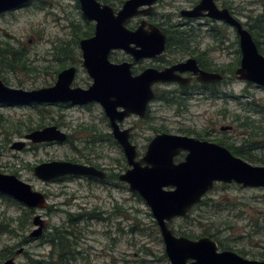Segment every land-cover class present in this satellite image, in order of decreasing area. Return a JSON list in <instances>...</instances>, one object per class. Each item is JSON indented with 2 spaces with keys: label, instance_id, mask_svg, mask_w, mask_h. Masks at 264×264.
Instances as JSON below:
<instances>
[{
  "label": "rangeland",
  "instance_id": "374dc122",
  "mask_svg": "<svg viewBox=\"0 0 264 264\" xmlns=\"http://www.w3.org/2000/svg\"><path fill=\"white\" fill-rule=\"evenodd\" d=\"M99 1L109 3L118 11L125 0ZM224 1L235 3L240 20L253 31L259 51L264 54V33L252 27L260 20L264 28V0H221ZM191 4L192 0H159L148 19L162 26L180 25V30H191L188 24L184 25L188 21L180 13ZM140 19L137 16L127 25L134 28ZM90 24L95 25L81 12L78 0H32L0 14L1 51L5 47L18 49L21 54L16 60L24 61V67L29 69L21 71L20 66L10 69L0 64V79L10 87L23 89L49 86L56 80L54 70L72 64L76 74L71 86L87 88L93 79L81 64L78 41ZM193 24L189 35L199 42L197 53L204 56L203 52H207L204 59L212 60L222 70L225 80L217 85L215 100L190 97L183 107L178 100L175 103L161 98L171 96L165 89L170 85H157V96L150 103L148 115L145 118L130 115L121 122L123 128H133L131 139L138 146L139 156L145 153L151 138L161 131L215 142L219 138L241 147L248 138L247 131L236 122L238 116L241 122L248 118L264 129V86L236 77L235 70L241 60L237 32L222 26L224 37L217 41L213 35L204 33L206 27L200 25L199 20H194ZM163 56L170 60L187 58L190 54L169 48ZM110 60L132 61L133 68L138 71L158 63L151 59L134 61L123 49L112 50ZM46 125H56L69 140L26 142V133ZM226 125H233V129L221 131V126ZM111 133L109 118L99 102L87 105L0 102V172L16 175L32 189L44 193L47 200L45 208H30L0 193V264L11 256L17 264H47L51 259L47 235L53 226H64L69 214L77 221L67 228L74 234L71 238L72 249H75L74 264H170L164 256L165 244L149 204L116 176L125 172L129 165L122 147ZM19 140H25V147L13 148L12 144ZM251 143L253 156L264 158V131L255 135ZM185 154L180 153L176 161L184 159ZM50 160L99 165L109 179L69 176L43 181L34 174L33 167ZM36 215L41 218L42 232L32 237ZM169 225L175 234L193 239L207 232L214 233L213 239L220 249L262 260L264 187L217 182L187 216L176 217Z\"/></svg>",
  "mask_w": 264,
  "mask_h": 264
},
{
  "label": "water",
  "instance_id": "95a60500",
  "mask_svg": "<svg viewBox=\"0 0 264 264\" xmlns=\"http://www.w3.org/2000/svg\"><path fill=\"white\" fill-rule=\"evenodd\" d=\"M30 0H0V12L15 9ZM158 0H126L121 9L99 0H78L84 16L95 22L94 34L79 40L83 52V64L93 77L87 88L71 87L75 68L60 71L55 83L48 87L25 90L6 86L0 80V102L85 104L98 101L111 118L113 134L123 146L132 166L120 175L149 204L157 221L165 244L170 264H264V259H249L230 249H220L218 242L209 235L198 239L177 235L169 222L176 217L189 214L195 205L211 191L217 182L238 183L243 187H264V165L253 163L235 155L227 146L202 140L194 136L163 132L154 136L145 155L135 160L136 148L130 140V129L121 130L116 119L133 113L144 117L149 102L155 97L153 85L157 82L176 80L182 83L181 72L191 70L202 82H218L224 78L221 72L207 71L198 66L194 57L173 66L158 69L148 67L134 75L132 63H114L109 59L112 49H124L136 60L163 53L166 49V34L157 25L146 20L136 29L126 22L137 14H148ZM207 10L214 18L222 19L237 28L241 47L240 65L235 73L244 79L264 86V54L259 51L252 33L234 17L228 9H220L213 0H202L193 9H184L182 15L199 17ZM122 107V110H118ZM229 127H223L228 129ZM66 133L56 125H46L31 130L25 139L31 142H63ZM25 140L12 144L21 149ZM182 151L184 160L175 161ZM34 174L43 181L65 175H92L105 178L106 173L94 166L67 160L40 162L33 167ZM0 193L23 203L30 208H45L44 193L32 189L31 185L14 174L0 172ZM36 226L30 233L37 237L42 232L39 215L33 219ZM21 249L17 251L19 253ZM1 264H17L14 257Z\"/></svg>",
  "mask_w": 264,
  "mask_h": 264
},
{
  "label": "flooded vegetation",
  "instance_id": "af4514ba",
  "mask_svg": "<svg viewBox=\"0 0 264 264\" xmlns=\"http://www.w3.org/2000/svg\"><path fill=\"white\" fill-rule=\"evenodd\" d=\"M32 0H30V1H28L27 3H25L24 5H27V4H29L30 2H31ZM126 1V0H125ZM124 1V2H125ZM159 1V0H158ZM157 1V2H158ZM202 0H192V4H191V6L190 7H188V8H183V9H181L180 10V13H181V11L182 10H184V9H193L196 5H198L200 2H201ZM156 2V3H157ZM213 2L220 8V9H223V8H226V9H228L229 10V12L234 16V17H236L239 21H241L240 20V17H239V10L237 9V7H236V5H235V3L234 2H230V1H224V2H221V0H213ZM79 3V2H78ZM103 3H106V2H103ZM155 3V4H156ZM107 4H109V3H107ZM124 4V3H123ZM154 4V5H155ZM24 5H22V6H24ZM154 5H153V8H154ZM22 6H20V7H22ZM112 6V5H111ZM123 6V5H122ZM20 7H17V8H20ZM113 7V6H112ZM17 8H15V9H17ZM122 8V7H121ZM120 8V9H121ZM15 9H11V10H8V11H3V12H0V14H3V13H6V12H9V11H13V10H15ZM153 11V9L150 11V13H148V14H137V15H135V16H133V17H131L128 21H130V20H132L133 18H135V17H137V16H140L141 17V19H140V21H139V23L134 27V28H130L128 25H127V23H128V21L126 22V25L130 28V29H136L140 24H141V21H143V20H146L148 23H153V24H155V25H157L160 29H162L163 30V32L166 34V38H167V40H166V49H165V51L167 50V44H168V33L164 30V28H167L168 26H162L160 23H154V22H152V21H150L149 19H148V17H149V15L151 14V12ZM115 12H117V11H115ZM208 13V11L207 10H205L204 11V15H201V16H199V17H189V16H185V15H182L183 17H184V19L186 20V21H188L187 23H184V25H189L190 26V29L191 30H193V22H194V20H199V22H200V25H202L203 27H206V29H205V31H204V33L206 34V35H213L214 37H215V39L217 40V41H219V40H221L220 38L221 37H224V35H222V31H223V27H225V28H233L236 32H237V28L235 27V26H233V25H231L230 23H228L227 21H225V20H222V19H218V18H214V17H211V16H209V15H206ZM264 16V15H263ZM263 16H261L260 18L262 19L263 18ZM89 20V19H88ZM91 21V20H90ZM190 21V22H189ZM92 22H94V21H92ZM242 22V24L246 27V23H244L243 21H241ZM95 23V22H94ZM183 25V26H184ZM180 25H178V27H179ZM223 26V27H222ZM170 27V26H169ZM171 27H173V26H171ZM252 27H254V25H252ZM247 28V27H246ZM250 32H251V30L249 29V28H247ZM94 30H95V25H94ZM191 30H188V31H184V33H185V37H186V45H185V49L183 50L182 49V51H184V52H186L187 54H190V56L189 57H187V58H180V57H177V58H175V57H173L172 59H170V60H166L165 58H163L164 56H163V54L165 53V51L163 52V53H161V54H159V55H155V56H152V57H142V58H140V59H138V60H136L135 59V57L132 55V54H130V55H132V58H133V60L134 61H139V60H142V59H151L150 61H152V62H155L156 60H158V63H156V64H154V63H152V64H150V65H147V66H144V67H142L141 68V70L140 71H138V70H135V68H133V62L132 61H129V60H123V61H129V62H131L132 63V71H133V74L134 75H137V74H140L141 72H143L146 68H148V67H155V68H158V69H164L165 67H170V66H173V65H175V64H177V63H179V62H184V61H186V60H188L189 58H191V57H194V58H196V60H197V63H198V66L201 68V69H204V70H207V71H214V72H216L217 70V66H215V64H214V62L212 61V60H208V58H207V60H205L204 59V57H206V53L207 52H203V54H204V56H202L201 55V53H197L199 50H200V46L198 45L199 44V42L196 40V39H194L193 38V36H191V35H189L191 32ZM188 33V34H187ZM252 33V32H251ZM93 34H94V31H93ZM93 34H91V35H89V36H86V37H80L79 38V40L80 39H83V38H87V37H91ZM237 34H238V32H237ZM253 35V34H252ZM238 37H239V34H238ZM254 37V36H253ZM220 43V42H219ZM78 44H79V41H78ZM239 44H240V42H239ZM79 49H80V46H79ZM118 49H120V48H118ZM112 50H114V49H112ZM112 50H111V52H112ZM124 50V49H123ZM240 50H241V47H240ZM177 51H179V50H177ZM182 51H179V52H182ZM80 52H81V49H80ZM110 52V53H111ZM127 52V51H126ZM209 52V51H208ZM128 53V52H127ZM197 53V54H196ZM109 59H110V54H109ZM160 60H164L163 62H161ZM83 61H84V57H83V52H81V64H83ZM123 61H121V62H123ZM113 62V61H112ZM114 63H120V62H114ZM4 68H10V69H13L10 65H8V64H4L3 62L2 63H0ZM16 66H20V65H15V67ZM71 66H73L74 68H75V73H74V77H75V74H76V67H75V65H72V64H70V65H68V66H63V67H61V68H59L57 71L56 70H54V72H56V79H57V77H58V74L60 73V71H62L63 69H65V68H68V67H71ZM83 66H84V64H83ZM85 67V66H84ZM20 68V70L21 71H28L29 69L27 68V67H19ZM86 68V67H85ZM87 69V68H86ZM87 72H88V70H87ZM217 72H221V71H217ZM89 73V72H88ZM222 73V72H221ZM176 74L177 75H180L181 76V79H182V83H180L179 81H176V80H172V81H167V82H157V83H155L154 85H153V89H154V92H155V97L153 98V99H155L156 98V96H157V91H156V86L157 85H160V86H171V87H166L165 89L167 90V92L171 95L170 97H168L167 98V96H165V97H161L163 100H167V101H171V102H175L176 103V101L175 100H178V101H180V102H178L177 101V103H179L180 104V107H183V106H185V102H186V99H188V98H197V99H200V97H202V98H210V99H213V100H215V96H216V87H217V85L219 84V83H221V82H223L224 80H225V75H224V78L221 80V81H218V82H207V83H205V82H202V81H200L199 79H198V77H197V75H195L194 73H193V71H191V70H187V71H183V72H181V71H179V70H177L176 71ZM90 75V74H89ZM91 76V75H90ZM74 77H73V79H74ZM92 77V76H91ZM92 79H93V77H92ZM1 80V79H0ZM56 81V80H55ZM73 81V80H72ZM3 82V81H2ZM4 83V82H3ZM55 83V82H54ZM53 83V84H54ZM93 83V82H92ZM91 83V84H92ZM5 84V83H4ZM52 84V85H53ZM71 84H72V82H71ZM90 84V85H91ZM6 85V84H5ZM89 85V86H90ZM6 86H8V85H6ZM49 86H51V85H49ZM88 86V87H89ZM10 87V86H9ZM43 87H48V86H43ZM71 87H77V86H71ZM78 87H80V86H78ZM87 87V88H88ZM14 88H21V87H14ZM39 88H42V87H39ZM81 88H84V87H81ZM87 88H85V89H87ZM23 89V88H22ZM33 89H37V88H33ZM25 90H31V89H25ZM152 99V100H153ZM151 100V101H152ZM151 101L149 102V104H148V107H147V112H146V115L144 116V117H142V116H139L138 114H133V113H131V114H129V115H127V116H125L123 119H121V120H119V119H116V123L119 125V127H120V129L121 130H125V129H130V137H129V140H130V142L133 144V145H135V148H136V157H135V160H140L144 155H145V153H146V151H147V149H146V151H145V153L142 155V156H139V150H138V146L135 144V143H133L132 142V139H131V136H132V130H133V128H131V127H129V128H123L122 126H121V122H123L128 116H130V115H137L138 117H140V118H145L147 115H148V112L150 111V103H151ZM92 102H98V101H90V102H88V103H85L86 105L87 104H89V103H92ZM58 103H62V102H58ZM63 103H68V104H72V103H70V102H63ZM100 103V102H99ZM16 104V103H15ZM28 104H37V103H28ZM42 104H56V103H42ZM72 105H74V104H72ZM102 105V104H101ZM104 108V107H103ZM123 108L122 107H118V110H122ZM104 111H105V109H104ZM105 114H106V116L109 118V125H110V127L112 128V133H111V135L115 138V136H114V134H113V126H112V124H111V118L107 115V113H106V111H105ZM236 122H237V119H236ZM223 127H229L228 129H223ZM36 129V128H35ZM231 129H233V125H226V126H221V131H229V130H231ZM33 130V129H32ZM31 131V130H30ZM29 131V132H30ZM163 132H168V133H172V132H169V131H161V132H158V133H156V135L157 134H159V133H163ZM27 134V133H26ZM25 134V135H26ZM175 134H178V133H175ZM25 135H24V138H25ZM67 135V134H66ZM155 135V136H156ZM184 135H186V134H184ZM190 136V135H189ZM198 136V135H197ZM195 137V136H194ZM196 138H199V137H196ZM152 139V138H151ZM199 139H202V138H199ZM69 140V138H68V135H67V137H66V140L65 141H68ZM115 140L119 143V145L122 147V149H123V152H124V155H125V157H126V160H127V163H128V165H129V167L126 169V171L129 169V168H131L132 166L129 164V161H128V158H127V156H126V153H125V150H124V148H123V146L120 144V142L115 138ZM202 140H205V139H202ZM223 141V142H226L224 139H217V143H220L219 141ZM28 140H26V142H27ZM65 141H63V142H65ZM151 141V140H150ZM210 141V140H209ZM245 141V140H244ZM28 142H31V141H28ZM55 142H57V141H55ZM55 142H51V143H55ZM213 142H215V141H213ZM32 143H35V142H32ZM39 143H43V142H39ZM59 143H61V142H59ZM227 143V142H226ZM253 143H254V141H253ZM221 144V143H220ZM25 145H26V143H25ZM25 145L23 146V147H25ZM222 145H224V144H222ZM234 145V144H233ZM226 146V145H225ZM235 147H237V148H239L238 147V145H234ZM148 147V146H147ZM253 145H252V143H251V149L252 150H254L253 149ZM22 149V148H21ZM230 149V148H229ZM247 149V148H246ZM231 150V149H230ZM252 150L250 151V152H252ZM232 151V150H231ZM182 152H186V151H182ZM181 152V153H182ZM186 154H187V152H186ZM186 154H185V156H186ZM235 154V153H234ZM179 155V154H178ZM177 155V156H178ZM235 155H237V156H239L238 154H235ZM177 156H175V161H176V157ZM241 157V156H240ZM185 158V157H184ZM241 158H243V157H241ZM243 159H245V158H243ZM182 160H184V159H182ZM182 160H180V161H182ZM246 160V159H245ZM180 161H176V162H180ZM248 161V160H247ZM77 163H79V162H77ZM83 164H87V165H91V166H94V167H96V168H98V169H100V166L99 165H95V164H88V163H83ZM100 170H103V169H100ZM105 173H106V177L105 178H100V177H98V176H92V175H65V176H62V177H59V178H56V179H54V180H59V179H63V178H66V177H69V176H86V177H90V178H98V179H100V180H107V179H109V177L107 176V172L105 171V170H103ZM125 171V172H126ZM125 172H123V173H125ZM123 173H121V174H123ZM121 174H119V175H117L116 174V176H118V178H119V180L120 181H122L121 179H120V175ZM122 182H126V181H122ZM128 185H129V183L128 182H126ZM238 184V183H237ZM241 185V184H240ZM129 187H130V185H129ZM135 191V190H134ZM137 192V191H136ZM46 197V196H45ZM199 204V203H198ZM196 206V205H195ZM194 206V207H195ZM193 207V208H194ZM157 222V221H156ZM159 226V225H158ZM160 229V228H159ZM12 257V256H11Z\"/></svg>",
  "mask_w": 264,
  "mask_h": 264
},
{
  "label": "trees",
  "instance_id": "16d2710c",
  "mask_svg": "<svg viewBox=\"0 0 264 264\" xmlns=\"http://www.w3.org/2000/svg\"><path fill=\"white\" fill-rule=\"evenodd\" d=\"M261 21L256 20L254 23V27L263 35L264 28L260 25ZM164 30L168 33V44L167 49H173V50H179L182 51V49H185V43H186V37H185V30H180L179 27L173 26V27H167L164 28ZM94 31V25L90 24L89 28L85 30L83 35L89 36L93 34ZM252 34L253 31L251 30ZM255 39V38H254ZM256 41V39H255ZM21 52L18 49H10V47H5L4 50L1 51L0 49V63L8 64L12 68L15 67V65L20 64V66L23 68L24 61L22 60H16V57L20 55ZM17 63V64H16ZM217 71H222L221 69H216ZM231 72H234V70H231ZM241 117H237V121L239 122V126L244 128L247 131V138L244 143L241 145V147L237 148L233 144H229L223 141H219L221 144H225L228 148L232 150L233 153L238 154L239 156L245 158L246 160L252 162V163H262L264 165V158H257L254 157L252 152H250L251 149V139L259 134L260 131H264V129L261 126H256L254 121H249L248 118H246L243 122H241ZM247 148V149H246ZM77 221L72 217V214L68 215L67 221L64 222V226L57 228V226H53L52 230L47 235L46 241L51 246V252L49 261H47V264H74L75 263V249H72V236L74 235L72 231L67 230V228H71L74 223ZM155 226H158V223L154 221ZM2 231V227L0 226V232ZM207 235L211 236L212 238L215 237L214 233L207 232ZM221 244V243H220ZM164 256L166 257V252L164 253ZM264 258V256H262Z\"/></svg>",
  "mask_w": 264,
  "mask_h": 264
}]
</instances>
